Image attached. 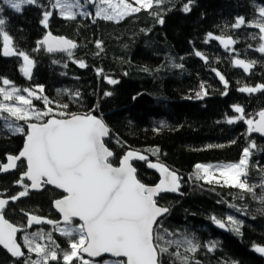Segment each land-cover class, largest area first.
Instances as JSON below:
<instances>
[{
	"label": "trees",
	"instance_id": "16d2710c",
	"mask_svg": "<svg viewBox=\"0 0 264 264\" xmlns=\"http://www.w3.org/2000/svg\"><path fill=\"white\" fill-rule=\"evenodd\" d=\"M52 4L53 0H37L15 12L0 3V18L5 19L3 29L11 38L10 47L33 61L29 78L21 71L22 57L3 55L0 36V87L7 79L10 87L21 90L20 94L26 93L24 89L37 94L40 98H32L31 107L41 112L51 108L54 113L66 111L101 118L110 129L105 143L113 152L110 160L114 166L127 151L147 156L146 161L133 163L137 178L147 186L158 182L146 165L158 162V155L174 152L191 158L194 165L177 172L183 197L161 195L157 199L159 206L169 209L158 231L165 241L187 239L199 247L194 253L185 252L182 243L178 249L170 247L169 252L179 251L188 258V264H264V256L254 251V245L264 247V139L250 132L245 120L227 122L240 115L234 111L235 106L243 108L245 119L254 122L264 111V90L251 94L239 91L264 85V53L256 50L262 34L258 27L250 26L264 21L259 15L264 0H163L150 10L119 21L80 15L64 19ZM185 5L188 12L183 11ZM45 12L52 13L47 27L43 22ZM238 18L245 23L235 28ZM48 34L73 42L71 55L46 53L39 42ZM209 34L231 38L234 43L226 49ZM237 59L253 66L245 72L235 64ZM80 62L85 67H80ZM109 80L117 83L110 84ZM44 98L50 102L47 107ZM64 104L67 109L59 107ZM6 123L27 131L24 121L0 113V165L5 164L7 156L20 152L25 138L13 134ZM246 148V181L253 192L221 181L197 179L198 174L203 175L196 165L236 162ZM155 149L159 151L154 155ZM25 170L24 163H19L13 174L0 176V198L8 199L24 190L17 181ZM24 184L29 186L27 181ZM61 197L46 186L38 193H31L28 187V195L9 201L4 216L22 229L17 241L24 257L12 260L0 249V264L35 260V253L29 254L23 243L26 235L37 232L45 234L46 244L50 243L46 234L51 233L59 246L58 259L48 264H63L62 253L70 251V238L58 234V226L28 227L26 215L57 222L52 203ZM212 217L226 227L219 230ZM228 217L239 222V234L232 231L236 226ZM211 244L216 246L210 252ZM162 264L180 261L166 254Z\"/></svg>",
	"mask_w": 264,
	"mask_h": 264
},
{
	"label": "snow or ice",
	"instance_id": "6c2138e0",
	"mask_svg": "<svg viewBox=\"0 0 264 264\" xmlns=\"http://www.w3.org/2000/svg\"><path fill=\"white\" fill-rule=\"evenodd\" d=\"M93 2V0H89ZM163 0H99L95 15L102 19L119 20L124 16L138 13L141 10H150L153 4L160 5ZM0 3L13 9L15 12L22 10L23 4H34L37 0H0ZM53 8H59L60 14L66 19H74L73 7H79V0H55ZM190 9L187 5L184 12ZM3 9L0 8V12ZM151 14V13H150ZM50 12H45L43 22L47 27ZM259 15L264 17V7L259 10ZM163 23V20H159ZM245 21L238 18L234 27L239 28ZM5 19L0 18V36L3 37L4 56L19 55L23 58L24 66L21 71L30 78L31 65L33 61L24 52L17 53L11 45L10 36L4 31ZM259 28V39L264 41V21L250 25ZM210 39H219L220 43L227 49L234 41L222 37H214L209 34ZM40 46H46L49 53L71 52L68 50L75 48V44L63 38H54L50 34L46 35ZM97 47H100L97 42ZM257 51L264 53V43H261ZM201 56L200 52L196 53ZM203 59V57L201 56ZM254 63V62H253ZM235 64L245 72L253 66L244 60L237 59ZM80 67H85L80 62ZM219 76L220 74L217 73ZM224 81V77L220 76ZM7 79L3 80L4 85H9ZM108 83L115 84L117 81L109 80ZM226 84V81H225ZM264 90V85L256 87H242L241 92L255 93ZM27 97L20 94L21 90L12 87L6 90L0 87V96L3 101H10L13 98L18 105L5 104L0 101V113L7 112L16 121H24L27 124V131L19 126L6 123L5 127L13 134H23L25 142L19 155L7 156L8 164L0 165V171L8 172L17 167V161H26V170L17 181L24 190L16 196L8 199H0V246H3L12 257L20 258L24 256L21 246L17 243V233L21 231L17 226L10 223L4 216V210L9 201L15 202L21 197L28 195V185L24 184L25 179L30 181V187L39 190L43 185H52L56 189L62 190L66 195L54 201V207L61 214L65 227L60 228V234L70 238V251L62 253L63 264H91L89 259L84 258L86 254L89 258L100 257L103 253H109L117 258L110 264H162L164 255L175 256L180 264H188V258L182 256L179 251L170 253L169 248L176 246L178 249L183 243L186 245L185 252H195L199 245L192 240L174 241L167 240L158 231L160 218L169 209L158 206L156 197L163 192H177L179 190V176L169 170L165 165L148 163L149 168L156 169L161 176L159 183L155 186H146L136 175V168L132 165L133 160L146 161L147 157L135 151H128L119 161V166H114L110 158L113 152L106 146L105 138L109 136V128L104 121L92 114L76 115L66 111L54 113L51 108L47 111L35 110L31 107L30 97L34 93L28 89ZM78 96V94H76ZM111 95V93H105ZM198 97L200 94H197ZM39 99L40 97H36ZM44 103H50L44 98ZM23 106V107H21ZM62 109H67L68 105H60ZM234 111L240 115L228 119V123H234L236 119L245 120L249 125V131H258L264 134V111L258 113L259 120L245 119L244 110L239 106L234 107ZM50 117L47 120L44 117ZM59 117V118H58ZM38 121L32 123L30 121ZM158 149L153 150V154L158 153ZM249 149H245L238 163L216 166L224 183L232 188L241 191L253 192V188L247 184V163ZM213 166L196 165L203 176L197 175V179L203 178L205 182H212L214 177L210 176L209 169ZM217 183L220 181L217 180ZM261 199H264L262 197ZM28 215V226L33 224L51 223L53 221L43 220L34 215ZM74 218L78 219V225L73 224ZM218 227H226L225 223L211 218ZM232 225V231L239 234L238 221L228 217ZM55 226V224H54ZM167 232V230H164ZM49 244L37 243V239H44V233H33L24 237V247L29 254L35 253V260H25L24 264H48L49 260L58 259L57 248L52 240L51 233L46 234ZM171 235V233H168ZM215 244L208 246V251H213ZM254 251L264 256V247L255 246ZM104 264H109L105 261Z\"/></svg>",
	"mask_w": 264,
	"mask_h": 264
},
{
	"label": "rangeland",
	"instance_id": "374dc122",
	"mask_svg": "<svg viewBox=\"0 0 264 264\" xmlns=\"http://www.w3.org/2000/svg\"><path fill=\"white\" fill-rule=\"evenodd\" d=\"M114 2H118V0H114ZM129 2H132V0H129ZM55 3V0H53V4ZM35 4V3H34ZM52 4V5H53ZM24 5V4H23ZM22 5V6H23ZM99 5V0H93V2H89V0H79V7H73L72 8V11L76 14V15H80L82 17H88V18H91V19H95V18H99L95 15L96 13V8L97 6ZM57 10L58 12V15L62 18H64L61 14H60V9L59 8H54ZM75 15V16H76ZM129 16V15H127ZM127 16H124L123 18L127 17ZM123 18L119 19V20H122ZM66 19V18H64ZM118 20V21H119ZM111 21H117V20H111ZM262 43H264V41H262ZM223 45V44H222ZM224 46V45H223ZM225 47V46H224ZM4 89L6 90H11L12 87H10V85H4L3 86ZM23 95V94H22ZM26 97H27V92L24 94ZM34 97H37V94H34L32 97H30V99L34 98ZM0 101H3V97L0 96ZM13 101V102H11ZM4 103L7 102V104H10V105H16V106H20L18 105V102L15 101V99L13 98L12 100L10 101H3ZM23 107V106H21ZM158 159V162L162 163V164H165L167 165L168 167H171L173 168L174 172H182V169L183 168H188V167H191L194 165V162L191 158L187 157V156H183V155H180V154H176L174 152H167V154H160L158 155L157 157ZM241 159V158H240ZM239 159V160H240ZM236 161V162H233V163H238L239 162ZM233 163H228V164H233ZM204 166H213L212 168L209 169V172H210V176L211 177H214L212 179V182L216 183L217 180L221 181V182H224V178L220 176L219 174V171L216 170V166H223V165H227V163H210V164H203ZM201 174L203 175V173L201 172ZM65 227V225L63 226H58L56 227V232L58 234H60V231L59 229L60 228H63ZM61 235V234H60ZM63 236V235H61ZM38 243H41V244H46L45 240L44 239H40V241ZM24 245V243H23ZM27 249V248H26ZM86 259V258H85ZM105 261H108L109 264L110 262L112 261L111 259H102L100 261H90L91 264H104Z\"/></svg>",
	"mask_w": 264,
	"mask_h": 264
},
{
	"label": "water",
	"instance_id": "95a60500",
	"mask_svg": "<svg viewBox=\"0 0 264 264\" xmlns=\"http://www.w3.org/2000/svg\"><path fill=\"white\" fill-rule=\"evenodd\" d=\"M49 35V34H48ZM52 37H54V38H63V39H65V40H68V39H66V38H64V37H57V36H54V35H52V34H50ZM43 40V39H42ZM41 40V41H42ZM68 41H70V40H68ZM71 42V41H70ZM73 43V42H72ZM43 47V49L45 50V52L46 53H49V52H47V50H46V46H42ZM73 50V48H71V49H69L68 51L70 52V51H72ZM54 53H68V52H54ZM95 116V115H94ZM97 117V116H96ZM99 118V117H98ZM101 119V118H100ZM259 120V117H258V119L256 120V121H258ZM255 121V122H256ZM24 126L26 127V130H27V124L25 123L24 124ZM109 133H110V129H109ZM253 133L255 134V135H257L258 137H260V138H262V139H264V134H262V133H260V132H258V131H253ZM109 137V136H108ZM108 137H106L105 138V141L108 139ZM24 142H25V138H24ZM23 146H24V143H23ZM23 146H22V149H23ZM22 149L20 150V151H22ZM128 152V151H127ZM126 152V153H127ZM136 152V151H135ZM20 153V152H19ZM19 153L17 154V155H19ZM125 153V154H126ZM137 153H140V152H137ZM124 154V155H125ZM140 154H142V155H145V154H143V153H140ZM16 155V156H17ZM123 155V156H124ZM146 156V155H145ZM113 157V156H112ZM112 157L110 158V159H112ZM147 157V156H146ZM136 162H144V161H141V160H133L131 163H132V165H133V163H136ZM19 163H24V165H25V169H26V161H23V160H21V161H17V166H18V164ZM148 163H157V162H148ZM148 163L146 164L147 165V168L154 174V175H156V177L158 178V182H157V184L159 183V180L161 179V176H160V173L156 170V169H153V168H149L148 167ZM160 163V162H159ZM6 164H8V160L6 159V161H5V164L4 165H6ZM162 164V163H161ZM163 165H165V164H163ZM118 166H119V164H118ZM169 170H171L167 165H165ZM17 168V167H16ZM16 168L15 169H10L8 172H2V171H0V176H4V175H8V174H13L14 172H15V170H16ZM172 171V170H171ZM174 172V171H173ZM176 173V172H175ZM177 175H178V173H176ZM179 176V175H178ZM25 181H27L26 179H25ZM27 183L29 184V190H30V192L31 193H38V192H41V190H42V188H43V186H46V187H48V188H50V189H53V190H55V191H57L58 193H60L61 195H62V197L61 198H63V196L64 195H66L65 193H63L62 192V190H60V189H56L54 186H52V185H43L42 186V188L41 189H39V190H35V189H32L31 187H30V184H31V182L30 181H27ZM147 186V185H146ZM155 186V185H154ZM161 195H172V196H174V197H183V194L180 192V190H178L177 192H163V193H160L159 194V196H161ZM159 196H157L156 197V199H158L159 198ZM61 198H59V199H61ZM0 199H6V198H0ZM58 200V199H57ZM159 206V205H158ZM161 207V206H160ZM52 208H53V211L55 212V214L58 216V218H59V220L57 221V222H54V224H55V226H63L64 225V223H63V218H62V216H61V214L56 210V208L54 207V202L52 203ZM168 209V208H167ZM169 213V211L164 215V216H162L161 218H160V220H162L164 217H166V215ZM43 220H47V219H44V218H42ZM49 221V220H48ZM73 221H75V222H77V223H80V221L78 220V219H76V218H74V220ZM54 224H51V223H41V224H33L31 227H38V226H40V225H53L54 226ZM29 227V226H28ZM19 228V227H18ZM217 228L219 229V230H222L223 228H221V227H218L217 226ZM19 229H21V228H19ZM22 232V229H21V231H19L18 233H17V238H18V235L20 234ZM17 243H18V241H17ZM19 244V243H18ZM20 245V244H19ZM0 249L10 258V259H12V260H20V259H22L24 256H22V257H20V258H16V257H12L11 256V254L6 250V249H4L3 248V246H0ZM21 251L23 252V250H22V247H21ZM24 253V252H23ZM84 258H86V259H89L90 261H94V262H96V261H100V260H102V259H105V258H107V259H111V260H114V259H117V258H114V257H112L111 256V254H109V253H103L100 257H94V258H89V257H87L86 256V254H84Z\"/></svg>",
	"mask_w": 264,
	"mask_h": 264
}]
</instances>
